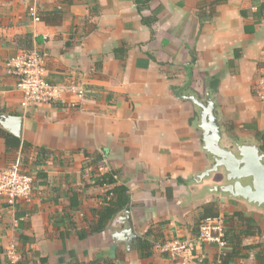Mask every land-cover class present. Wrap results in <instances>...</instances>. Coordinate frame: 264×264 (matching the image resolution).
<instances>
[{"label": "crops", "instance_id": "obj_1", "mask_svg": "<svg viewBox=\"0 0 264 264\" xmlns=\"http://www.w3.org/2000/svg\"><path fill=\"white\" fill-rule=\"evenodd\" d=\"M30 50L48 82L84 88V97L23 109L6 67ZM263 73L264 0H0V117L23 118L21 138L0 125V171L23 157L35 178L30 201L0 200V264H179L164 252L174 239L194 245L192 264H219V248L196 232L211 203L223 223L240 211L263 231L225 264H264L262 211L211 193L218 176L196 181L210 163L198 108L180 98L182 89L202 100L213 90L226 145L262 146ZM113 172L131 205L92 234L110 189L99 178ZM129 226L134 249L116 236ZM149 232L153 255L141 259L138 240Z\"/></svg>", "mask_w": 264, "mask_h": 264}, {"label": "water", "instance_id": "obj_2", "mask_svg": "<svg viewBox=\"0 0 264 264\" xmlns=\"http://www.w3.org/2000/svg\"><path fill=\"white\" fill-rule=\"evenodd\" d=\"M180 94L182 100H188L198 108L203 150L207 153L210 163V166L198 175L196 181L201 183L213 176H218L220 183L210 189L211 193L219 197L241 200L261 210L264 215V150L262 146L257 142H247L236 138L230 139L229 145H226L213 90L209 89L203 100L192 91L184 93L182 89ZM0 125L12 135L22 137V117L1 116ZM129 212L127 209L121 213L118 221L125 222L124 216ZM116 236L134 249L137 236L134 235L131 226Z\"/></svg>", "mask_w": 264, "mask_h": 264}, {"label": "built area", "instance_id": "obj_3", "mask_svg": "<svg viewBox=\"0 0 264 264\" xmlns=\"http://www.w3.org/2000/svg\"><path fill=\"white\" fill-rule=\"evenodd\" d=\"M30 16L39 21L37 9L30 8ZM6 75L15 81V89L22 95L21 106L27 110L32 107L53 105L65 101L73 95L83 98L84 88L69 84H52L44 76L41 58L36 51H24L14 58L6 67ZM259 93L264 100V73L261 77ZM78 104L72 102L69 108L75 109ZM117 179V176H114ZM35 185V178L18 159L8 168L0 171V200L9 206H15L19 201H30ZM198 240L202 243L215 245L224 255L228 249L225 225L221 218L202 221ZM194 245L179 239L169 241L164 246V252L178 260L179 264H192ZM11 256L13 254L11 253ZM222 264V261H218Z\"/></svg>", "mask_w": 264, "mask_h": 264}, {"label": "trees", "instance_id": "obj_4", "mask_svg": "<svg viewBox=\"0 0 264 264\" xmlns=\"http://www.w3.org/2000/svg\"><path fill=\"white\" fill-rule=\"evenodd\" d=\"M258 140L262 143V148L264 150V133H257ZM6 140L8 146H14L16 148L20 147V141L16 138L6 135ZM47 153L41 151L39 157L45 158ZM22 164L24 165L25 161L23 157L21 158ZM30 173V172H29ZM117 176L116 173L105 174L99 178V184L109 186L110 189L106 193L104 199V205L102 208L97 209L95 214L98 216L97 222H95L90 227V233L98 234L103 233L107 230L109 223L115 218V216L129 207L131 205V196L130 190L128 187L123 185H117V179L114 178ZM220 218V210L216 204H208L202 208L201 216L196 224V232L199 234V230L202 224V221L205 219H216ZM238 223V228L234 227V223ZM226 230V241L228 246H230V252H226L224 255H221L219 260L222 261V264L230 262L232 259L239 257L245 249H252L254 247L244 246L243 242L245 238L250 237H261L263 234L260 226L250 217H247L243 212L236 211L224 222ZM149 232L144 237L138 240L137 250L141 259L150 258L153 255L154 243L149 241L148 235ZM256 247L260 248V253L257 255V258L260 261H264V246L258 244ZM248 255H243L244 258H247ZM17 264H27V262H20ZM90 264H115L113 261L106 260H95Z\"/></svg>", "mask_w": 264, "mask_h": 264}]
</instances>
